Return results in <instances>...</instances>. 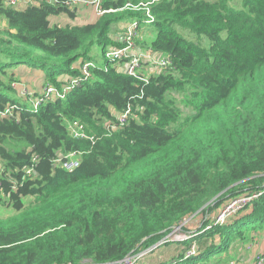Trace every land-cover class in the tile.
<instances>
[{"label": "trees", "instance_id": "trees-1", "mask_svg": "<svg viewBox=\"0 0 264 264\" xmlns=\"http://www.w3.org/2000/svg\"><path fill=\"white\" fill-rule=\"evenodd\" d=\"M70 1L19 9L0 0V113H14L0 116V204L17 213L0 219V264H117L147 250L168 254L147 264H237L233 242L264 228V0H242L241 9L231 0H101L114 12L53 25L51 17L76 20ZM151 2L156 37L141 48L170 66L145 83L98 65L64 98L34 109L45 86L82 78L95 46L103 56L123 47L113 26L145 20L125 8ZM21 66L44 72L41 91L19 82L12 69ZM175 92L190 97L185 119ZM69 123L85 136L72 137ZM70 152L82 154L73 172L58 164ZM254 194L224 225L207 218ZM198 217L189 239H166Z\"/></svg>", "mask_w": 264, "mask_h": 264}, {"label": "built area", "instance_id": "built-area-1", "mask_svg": "<svg viewBox=\"0 0 264 264\" xmlns=\"http://www.w3.org/2000/svg\"><path fill=\"white\" fill-rule=\"evenodd\" d=\"M155 0L154 2H156ZM160 1V0H159ZM27 0H7L8 5L15 8L22 3H26ZM48 2L55 3L57 0H48ZM151 3L141 4L140 6H133L128 4L125 9L133 11H144L146 13V19L143 21L134 20L128 24L122 25V33L120 34V41L124 44L121 48L108 47L104 53V63L101 65L106 71L109 67L117 68L125 72L128 76L133 77L142 82L148 83L150 81L149 74L152 73L154 66H157L159 69H164L170 66V59L168 57H163L158 59V57L153 56L152 50L141 48V40H143L142 35L144 30L150 29L153 26L155 18L151 15L150 5ZM69 8L72 11H88L93 13L95 16L101 17L105 14L114 12L113 10H106L102 6L101 0H72L68 4ZM0 17V25H1ZM3 24V21H2ZM2 26H0L1 28ZM151 31V30H150ZM98 65L94 62H88L81 66L82 78L79 80H74L71 82L69 87H65L62 90H59L51 85L45 86L40 95L34 98L33 105L34 109L37 110L40 105L47 103L52 100H57L59 98H64L68 91L73 88L79 87L82 85V82H86L91 78L92 69L96 68ZM19 84H14L13 87L17 88ZM22 94L27 96H33L27 87H23ZM14 113L12 110L7 109L5 112L0 113V116H13ZM131 115V109L128 108L125 114L120 116L119 122L121 125H124L127 122L128 117ZM69 133L74 138L84 137V131L81 126L77 123H69L68 125ZM82 162V154L78 152H70L64 157H61L58 160L59 167L64 169L67 172H73L77 170ZM260 194H254L252 196L243 195L237 198L230 200L225 208L221 210L217 217L218 224L226 223L227 219L238 214L244 207L250 205ZM181 228H176L171 234H169L166 239L168 240H183L177 232ZM185 239V238H184ZM187 239V237H186ZM248 251L253 250V246L250 245L247 247ZM149 250L140 251L135 253L125 260L118 262L117 264H141L143 260L147 257ZM195 254V251H191L187 256H192ZM89 264V263H87ZM254 264H264V255L258 256Z\"/></svg>", "mask_w": 264, "mask_h": 264}, {"label": "rangeland", "instance_id": "rangeland-1", "mask_svg": "<svg viewBox=\"0 0 264 264\" xmlns=\"http://www.w3.org/2000/svg\"><path fill=\"white\" fill-rule=\"evenodd\" d=\"M208 1L214 2L216 0H208ZM33 3H36V2L33 1ZM230 4H231V6L233 8H236V9H241L242 8V0H231ZM25 6H26V3H22V4L18 5L17 8L23 9V8H25ZM94 19H95V17L90 18L88 21H86V20L82 19V17H77L76 20L71 21V20L68 19L67 16H61L60 18L51 17V23L53 25L58 24V25H62V26H66L68 24L86 25V24L90 23V21H92ZM122 25L123 24H117V25L113 26L112 34H113V36L115 38H116V36L120 35V32L122 30ZM0 26L4 27L5 24H2V21H1V25ZM148 35H149L148 39H146L147 38L146 37L145 39L141 40V42H142L141 44L143 46L145 44L149 45L150 42L152 41V39H154L156 37V33H154V31H152V30L149 32ZM185 36H187L190 39L197 40V39H195L196 37H194V36H190L188 34L185 35ZM223 37L224 38L226 37V33L223 34ZM201 43L204 46H206V47L210 46V41L207 38H203L201 40ZM144 49H147V47H145ZM91 56L93 57L95 64H97L99 66L103 65L104 56L102 54V48L101 47L95 46L93 48V50H92ZM35 70L36 69H32L31 71H35ZM36 71H38L42 75H44L43 71H41V70H36ZM151 71H152V73L149 74L150 76L151 75L152 76H158L160 74V72H161V70L157 66H154L153 70H151ZM18 73L21 75L23 80H25L26 78L29 77V75H33L34 72H29L26 69L25 71L18 70ZM33 85H34V87H36L37 86L36 82H34ZM27 86H28L29 89H31L29 83L27 84ZM32 90L35 91L37 89L33 88ZM15 97H17V96L15 95ZM172 97H173V99L176 100L177 107L181 111V114H182V116H181L182 119L183 118L185 119L186 117H188V116H190L192 114L193 108L191 106L190 97H188V94L183 93V92H181V93L175 92V93H173ZM20 100H22V99L20 98ZM0 168H1V163H0ZM25 202L28 205L30 201L29 200H25ZM226 204L227 203H225L221 207L222 210L225 208ZM217 211L211 212V213H209V215H207L208 216L207 218H210V220L213 221L215 224H218L217 223L218 215L216 214ZM16 215H17V213L12 208L7 207L4 204H0V219H8V218H11V217L16 216ZM230 218H228L227 221ZM201 222H202V218L198 217L197 219L192 221L190 223V225H188V226H186L184 228H182L183 227L182 226L181 229H179V231L177 232V235H179V237H181L183 240L189 239L190 236H191V231L190 230L191 229H196L198 226L201 225ZM224 224H222V225H224ZM218 225H221V224H218ZM208 228H210V227H208ZM258 234H260V236H258ZM253 235H255V238L252 239ZM248 236L249 237H247L246 240L245 239H241V240L237 239V240H235L233 242V245L230 248L229 255L231 257H233L235 260L238 261L237 264H254V262H255V260H256V258L258 256H263L264 255V228H262V229L259 228V230H257L256 232L255 231L251 232L250 235H248ZM186 237H187V239H186ZM180 241H182V240H180ZM158 245H160V244H157L156 246H158ZM250 245L253 246V250L252 251L246 250L247 246H250ZM156 246H155V248H156ZM167 257H168V254H165L164 251H162V250L161 251L151 252L149 254V256L146 258V260L144 261V264H147L149 261H153V260H165Z\"/></svg>", "mask_w": 264, "mask_h": 264}, {"label": "crops", "instance_id": "crops-1", "mask_svg": "<svg viewBox=\"0 0 264 264\" xmlns=\"http://www.w3.org/2000/svg\"><path fill=\"white\" fill-rule=\"evenodd\" d=\"M33 1L35 2H38V1H41V0H27L26 4L28 2H32ZM26 7V6H25ZM79 16L78 17H82V19L88 21L90 18H93L95 17L94 20L90 21V23L92 22H95L98 18V16H95L93 13L91 12H88V11H80L77 13ZM61 16L57 17V18H60ZM69 20H71L70 18H68ZM72 21V20H71ZM3 24H5L3 22ZM75 25V24H73ZM153 28H150V29H147V30H144L143 32V35H142V38L145 39H148L149 38V32L150 30H152ZM28 70L29 72H34L33 75H29L28 78H26L25 80H23V78L21 77V75L18 73V70H22V71H25V70ZM32 69H30L28 66H21V67H18V68H14L12 69V71L16 72L17 73V78L19 79V82H22V84H24L25 86H27V84L29 83L30 84V90H32L33 88H36L37 91H41L42 89V84L44 83V75H42L40 72L38 71H31ZM34 82H36V87H34ZM18 84V83H17ZM29 86V85H28ZM258 236H260V234H258ZM258 238V237H257Z\"/></svg>", "mask_w": 264, "mask_h": 264}]
</instances>
